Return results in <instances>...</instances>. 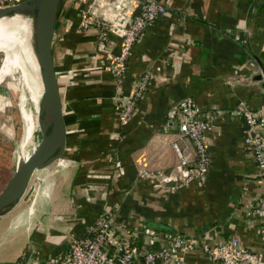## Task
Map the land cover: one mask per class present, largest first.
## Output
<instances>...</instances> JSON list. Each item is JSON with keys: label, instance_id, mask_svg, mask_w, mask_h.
Wrapping results in <instances>:
<instances>
[{"label": "crops", "instance_id": "obj_1", "mask_svg": "<svg viewBox=\"0 0 264 264\" xmlns=\"http://www.w3.org/2000/svg\"><path fill=\"white\" fill-rule=\"evenodd\" d=\"M159 1L165 13L133 44L119 83L103 60V53L117 52L118 37L110 34L105 43L97 42L93 28L78 27V8H62L52 56L64 150L59 159L32 173L28 204H21L22 195L0 216V245L15 247L0 264H27L29 256L44 259L81 235L102 208L115 209L125 226L157 220L186 235L208 227L222 238L236 237L251 251L264 252L256 221L242 214L263 188L241 140L240 114L262 101L264 0ZM102 9L94 14L101 16ZM141 74L147 75L146 89L120 124V99ZM183 97H191L203 113L214 114L205 138L209 166L200 184L180 185L176 179L181 167L172 143L187 145L190 154L192 147L177 139L164 114ZM146 171H164L172 181L144 176ZM183 259L184 264H215L198 249L185 252Z\"/></svg>", "mask_w": 264, "mask_h": 264}, {"label": "built area", "instance_id": "obj_2", "mask_svg": "<svg viewBox=\"0 0 264 264\" xmlns=\"http://www.w3.org/2000/svg\"><path fill=\"white\" fill-rule=\"evenodd\" d=\"M20 0H0V7ZM133 1H135L133 3ZM78 8V27L81 31L93 28L99 43H105L108 35L118 37L116 53H103L105 69L119 83L126 69V61L133 44L145 27L165 13V4L159 0H87ZM102 15L95 9L102 6ZM147 75H139L132 83L128 95L120 99L116 118L124 124L136 101L146 89ZM261 103L254 109L241 110V140L248 148L263 194L256 202L242 208L244 218L256 221L255 231L264 243V84L260 89ZM176 128L178 140H187L192 147L176 141L172 148L179 160L177 184H200L205 181L209 166V154L205 138L213 127L214 114L203 113L191 97H183L171 105L164 114ZM144 176L158 178L164 183L172 181L164 171L143 172ZM200 250L215 264H264V252L251 251L242 246L234 236L220 237L214 231L199 234L178 235L158 232L143 226H128L119 222L115 209L102 208L86 225L82 234L70 237L65 245L35 260L27 257V264H184L183 254Z\"/></svg>", "mask_w": 264, "mask_h": 264}, {"label": "water", "instance_id": "obj_3", "mask_svg": "<svg viewBox=\"0 0 264 264\" xmlns=\"http://www.w3.org/2000/svg\"><path fill=\"white\" fill-rule=\"evenodd\" d=\"M63 3L64 0H20L0 7V18L25 15L30 20L29 50L39 91L35 116L39 138L32 153L17 165L1 187L0 216L7 213L21 198L32 173L59 159L64 150L65 129L52 56V39ZM254 79H259L258 75ZM141 226L170 234H187L157 220H144ZM207 228L196 229L191 234L203 233Z\"/></svg>", "mask_w": 264, "mask_h": 264}, {"label": "rangeland", "instance_id": "obj_4", "mask_svg": "<svg viewBox=\"0 0 264 264\" xmlns=\"http://www.w3.org/2000/svg\"><path fill=\"white\" fill-rule=\"evenodd\" d=\"M86 0H64L62 8H76L83 7L87 2ZM62 12V10H61ZM28 27L30 28V20L28 18ZM30 29H28L29 31ZM29 36V32H28ZM1 39L6 41H17V37L13 36H0ZM29 42V37L27 38ZM9 53L6 49L0 48V187L6 182L13 170L17 167L15 164V156L17 149L22 144V127L24 126V119H22L20 111L24 108L25 112L33 118L32 126H35L36 132H33L30 136L38 141L39 134L36 126V99L39 94L37 88V82L35 80V86L26 85L23 82L21 75L24 73V67L21 61L18 59L17 66L12 64L10 66ZM16 66V67H14ZM16 72H15V71ZM22 84V85H21ZM25 89V90H24ZM21 90V91H20ZM22 94L25 96V101H21L19 98ZM32 92L37 95L34 98ZM26 147V143L23 148ZM14 155V156H13ZM33 182H35L33 178ZM32 186L29 189H25L21 204H28L31 195L33 193ZM15 247H8L0 245V259L7 260L12 256V252Z\"/></svg>", "mask_w": 264, "mask_h": 264}, {"label": "bare ground", "instance_id": "obj_5", "mask_svg": "<svg viewBox=\"0 0 264 264\" xmlns=\"http://www.w3.org/2000/svg\"><path fill=\"white\" fill-rule=\"evenodd\" d=\"M28 17L25 15H10L0 18V36H13L17 37V41H6L0 38V48H4L9 53V59L12 64H18V59L21 61L24 67V73L21 75L23 82L29 83L32 87L35 86L36 80V70L31 59V54L29 50V42L27 40L28 36ZM14 66V67H16ZM15 71V70H14ZM16 72V71H15ZM22 85V84H21ZM25 90V89H24ZM21 91V90H20ZM39 92V91H38ZM21 92L20 99L25 101V96ZM33 97H36V93L32 92ZM22 119H24V126L22 127V144L19 146V150L16 151L15 164L19 165L24 161L28 155L32 153L35 149L37 141L36 134L35 139L28 141L33 132H36L35 126H32L33 118L25 112L23 108L21 111ZM26 143V147L23 148V145ZM14 156V155H13Z\"/></svg>", "mask_w": 264, "mask_h": 264}, {"label": "trees", "instance_id": "obj_6", "mask_svg": "<svg viewBox=\"0 0 264 264\" xmlns=\"http://www.w3.org/2000/svg\"><path fill=\"white\" fill-rule=\"evenodd\" d=\"M137 226V225H136ZM139 226V225H138Z\"/></svg>", "mask_w": 264, "mask_h": 264}]
</instances>
